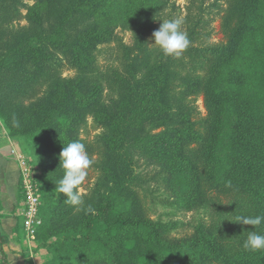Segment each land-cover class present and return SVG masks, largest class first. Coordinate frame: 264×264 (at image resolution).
<instances>
[{
  "label": "rangeland",
  "instance_id": "rangeland-1",
  "mask_svg": "<svg viewBox=\"0 0 264 264\" xmlns=\"http://www.w3.org/2000/svg\"><path fill=\"white\" fill-rule=\"evenodd\" d=\"M251 6L250 0H104L103 4L99 0H0V214L11 217L0 219L8 229L6 233L0 228V264L3 255L6 264H108L106 247L124 252L123 264H138L134 258L145 249L151 256L140 264H179L186 260L187 247H203L198 239L213 235L220 222L224 229L234 224L236 228L238 204L233 202L244 200L255 214L258 205L257 215L264 216V197L259 203L251 198L254 186L247 188L249 184L241 182L244 196L236 197L225 184V193L215 190L217 185L209 176L212 165L204 159L208 144L204 122L212 106L203 85L208 75L218 71L221 57L203 49L229 47L236 39L243 42ZM96 9L103 13H94ZM168 19L182 20L181 29L190 39L179 57H166L153 44L152 33ZM98 36L102 38L96 40ZM244 47L241 55L257 54ZM162 60L171 62L164 76L172 92L163 101L170 103L175 117L142 124L134 120L126 124L125 132L119 130L124 126L121 119H113L106 130L98 117L116 116V107L140 89V82ZM249 79L248 86L261 94L255 103L260 118L264 82L258 72ZM178 112L188 117L190 129L187 121L179 122ZM51 117L57 119L55 124ZM77 140L94 161L79 186L84 207L91 204L97 212L110 197V205L149 221L150 226L110 225L93 241L80 236L93 213L77 211L57 191L64 172L59 153ZM174 147L175 162L164 153ZM182 157L198 163L203 179L194 188L196 194L185 193L172 181L173 163ZM25 167L40 199L39 223L33 233L24 225ZM253 231L264 235V223ZM72 232L78 241L63 247H72L76 256L65 257L55 249V242ZM252 251L253 261L264 260L259 250ZM201 264L219 262L205 259Z\"/></svg>",
  "mask_w": 264,
  "mask_h": 264
},
{
  "label": "trees",
  "instance_id": "trees-1",
  "mask_svg": "<svg viewBox=\"0 0 264 264\" xmlns=\"http://www.w3.org/2000/svg\"><path fill=\"white\" fill-rule=\"evenodd\" d=\"M89 1L91 2V0ZM110 1L119 2V0ZM103 3L104 0H99V4ZM250 3L252 6L249 8L248 13L249 28L245 27L243 42L240 43L236 39L232 44H229V47L221 45L218 47L209 46L207 49H203L205 53H209L212 57H221L218 71L208 75L206 84L203 85L205 98L212 106V110L208 108V115L204 122L208 135L207 154L204 155V159L209 165H212L209 176L217 185L214 187L215 190L225 193L222 184L226 186L225 182L231 181V187H227L231 193H235L234 197L244 196L245 188L241 183L244 182L249 184L247 188H250V186L256 188L253 189L256 191L254 194L252 193L253 197L251 198L259 203L260 199L264 197V104L262 116L258 118L256 113L259 111H257L255 103L261 99V94L255 93L254 88L248 85L250 83L249 75L255 76L257 72L259 73V81L264 82V0H250ZM137 10L140 14L139 9ZM94 13L101 14L103 9H96ZM101 38L98 36L96 40ZM243 46L251 50L252 53L255 51L257 54L250 57L241 55ZM226 49H228V53L223 54ZM207 60H210V58ZM160 62L156 66V71L140 82V89L127 95L123 103L116 107L119 110L116 116L113 115L112 117L110 114L105 113L103 117H98L106 130L111 126V120L113 119H121L120 123L124 126L119 130L125 132L127 130L125 129L126 124L134 120H141L142 124L153 119L158 120V122H167L175 117L176 113L171 111L170 103L163 101V99H166V94L172 92L169 89L171 82L164 76L166 68L171 62L165 60ZM157 75L158 78L156 79ZM263 97L264 89H262ZM253 111L256 112L252 114ZM178 115L181 116L179 122L187 121V130L190 129L192 123L188 122L185 113L178 112ZM56 120L51 117V124H55ZM180 131L183 132L181 129ZM164 135L167 139L171 138V136H168L169 134ZM30 137L33 136L30 134ZM147 138L153 141L152 138L155 137ZM201 142L202 140L198 141V144ZM161 143L160 141L159 145ZM165 145L171 146L172 144L166 143ZM176 148L164 150V153L173 162L177 158L176 153L174 154ZM197 166L198 163L195 160L182 157L178 159L176 165L173 163L171 169L172 181H177L184 192L191 195L196 194L194 188L201 186V180L203 179L197 172ZM217 167L227 168L216 170ZM110 203L112 204V198L109 197L106 205L94 212L86 221L84 231L80 235L85 241L95 240L97 238L96 233L108 229L110 225L115 226L112 228L150 226L149 221L137 219L129 213L118 210ZM233 203L238 204L234 209L235 216L254 217L258 214L259 206L256 204L255 214L251 211L250 204L245 206L244 200ZM261 211L262 209L259 210V213ZM220 224L221 222L217 225L213 235L198 239V246L202 245L203 247H187L186 260L179 264H201L205 259H215L219 264H264V260L262 262L253 261L250 255L253 251L243 246L248 236L247 231L256 229V226L243 225L237 222V229L235 224L232 229H224L223 226L220 227ZM226 238L229 242L224 244ZM73 241H78L73 232L63 234L55 242L58 245L55 249H59L65 257L76 256V251L72 247H68V249L63 247ZM2 243L3 241L0 238V244ZM104 252L108 264H123L122 255H125L124 252L121 254L122 251L109 247H106ZM258 252L264 258V249H260ZM150 256L149 249H145V252L136 255L134 260L140 264L141 261L143 263V261L148 260ZM2 258L3 263L6 264L5 255Z\"/></svg>",
  "mask_w": 264,
  "mask_h": 264
},
{
  "label": "clouds",
  "instance_id": "clouds-1",
  "mask_svg": "<svg viewBox=\"0 0 264 264\" xmlns=\"http://www.w3.org/2000/svg\"><path fill=\"white\" fill-rule=\"evenodd\" d=\"M182 20L168 19L161 22L159 28L152 33L155 45L159 46L164 56L179 57L190 45V39L186 31L181 29ZM19 127V121H15ZM60 166L64 170L62 178L58 181L57 191L66 197L65 203L74 206L77 211L93 213L95 210L89 204L84 207L79 186L88 177V170L94 161L86 151L85 145L80 141L67 143L59 153ZM226 186L231 187V181H226ZM236 222L243 225L259 226L264 223V216H237ZM248 236L244 241V248L250 250L264 249V235L253 230L247 231Z\"/></svg>",
  "mask_w": 264,
  "mask_h": 264
},
{
  "label": "built area",
  "instance_id": "built-area-1",
  "mask_svg": "<svg viewBox=\"0 0 264 264\" xmlns=\"http://www.w3.org/2000/svg\"><path fill=\"white\" fill-rule=\"evenodd\" d=\"M23 174V188H24V201H25V220L24 225L29 233L34 232V226L39 223L36 217V212L38 205L40 203L39 195L37 194L35 188L33 187L31 180L29 178V170L25 167L22 170Z\"/></svg>",
  "mask_w": 264,
  "mask_h": 264
},
{
  "label": "crops",
  "instance_id": "crops-1",
  "mask_svg": "<svg viewBox=\"0 0 264 264\" xmlns=\"http://www.w3.org/2000/svg\"><path fill=\"white\" fill-rule=\"evenodd\" d=\"M5 144H6V141L3 138V145H5ZM6 149H7V144H6ZM0 152H1V148H0ZM0 176L2 177V173L0 174ZM0 219H3L4 221H9L11 219V217H8V215L0 214ZM6 227H7L6 223L3 224V223L0 222V228H3V230H5L6 233H8V229ZM12 244L13 243H10V246H13Z\"/></svg>",
  "mask_w": 264,
  "mask_h": 264
}]
</instances>
